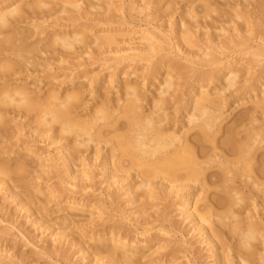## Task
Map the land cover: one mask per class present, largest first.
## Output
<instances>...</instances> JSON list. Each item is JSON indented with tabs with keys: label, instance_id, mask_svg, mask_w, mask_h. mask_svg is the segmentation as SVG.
<instances>
[{
	"label": "bare ground",
	"instance_id": "6f19581e",
	"mask_svg": "<svg viewBox=\"0 0 264 264\" xmlns=\"http://www.w3.org/2000/svg\"><path fill=\"white\" fill-rule=\"evenodd\" d=\"M98 1L0 0V188L31 213V223L71 236L84 264H264V68L252 72L242 56L258 65L264 57L250 40L264 39V0H215L249 8L247 16L239 34H210L209 52L189 51V65L165 51L172 39L160 37V25L141 36L142 46L87 35L115 21L111 1ZM145 1L161 5L152 11L163 21L179 0ZM200 1L203 10L181 14L186 43L197 28L225 29V13ZM101 60L108 74L88 76ZM141 62L151 65L138 74ZM248 102L229 119V110ZM45 175L60 179L67 213L52 217L60 206L48 205L51 184V201L48 192L31 191L47 189L30 183ZM155 237L157 248L141 252ZM2 244L0 264H21ZM54 247L44 249L67 257Z\"/></svg>",
	"mask_w": 264,
	"mask_h": 264
},
{
	"label": "rangeland",
	"instance_id": "374dc122",
	"mask_svg": "<svg viewBox=\"0 0 264 264\" xmlns=\"http://www.w3.org/2000/svg\"><path fill=\"white\" fill-rule=\"evenodd\" d=\"M22 1V0H21ZM105 1H109V0H101V1H98L97 3H103V2H105ZM111 1V3L113 4V6H112V8H113V12H112V10L109 12V13H107V14H109V16H110V14H111V16H113L114 17V19H115V21H112V23H110L109 25H107V24H98V26L96 25V26H94L93 28L94 29H96V30H94L93 29V31L92 32H89V33H87V35H89V36H91V37H93V36H111V34H112V36H115V38H117V41L119 40V41H121V40H123V43H125L124 45L127 47V45L128 46H130V45H134V46H142L143 44H144V40L142 39V35L144 34V35H151L153 32H156V31H150V30H157V29H155V24L157 25V26H159L160 28H163V29H161V30H164V31H162V32H160V33H158V34H160V37L161 36H163L164 37V39L168 42V40L169 39H172V40H169V42L171 43H173V46H172V43L170 44L169 42V48H168V50H165L167 53H169V55L171 54V56H174L175 55V57H177L176 55L178 54V56L181 58H179V57H177V58H179L180 59V61L182 60V62L181 63H183L184 65H189V63H187L188 61H187V58H190V57H188V56H191L192 55V52L191 53H189V51H196L197 52V50H198V52L201 54V52L203 53H206L207 51L209 52V50H204L205 49V40L206 39H209V35L211 34H216V36H217V39L218 40H222V39H224V37L226 38V36L228 35V36H232L233 34L234 35H236V34H239V29H241L240 27H242V26H240V24L242 25V22H243V20H242V18L243 19H245V17H244V15L245 16H247L246 14H247V10H249V8H246V10H243L242 11V9L244 8H242V6H235V4H231V3H228V7L226 6V4H224V2H223V4L224 5H221L222 3H220V4H217L218 2H215V0H206V1H209V2H211L212 4H213V6H218L221 10H222V13H225V18H224V16H223V18H224V22H222L221 24H222V26H224V30L222 29V30H220V28H218V29H204V27L203 28H201V29H199V28H197V30H195L194 31V37H193V42L195 43H193L192 41H190V43H186V42H184V40H183V38H182V30L184 31L185 29V25H187V23L185 24V23H181L182 21H181V18H182V15L184 16L185 15V12H186V9H187V7H188V9H191V8H197V10L198 11H201V10H203L204 9V7H205V2L204 1H200V0H179V1H177L178 3H175L173 6H171L174 10H175V8H176V10L175 11H173V13L171 14L172 15V17L170 16L169 18H171V19H168V17H166L165 19H163V21L161 20H158V19H156L157 17H156V15H158V14H156L155 16H154V13H153V9L155 8L156 9V7H160L161 5H157V4H150V6H149V4L146 6L145 5V0L143 1V0H110ZM109 1V2H110ZM194 1V2H193ZM200 1V2H199ZM219 1H222V0H219ZM165 2H167V1H165ZM188 2V3H187ZM204 2V3H203ZM104 5H106L105 3H103ZM216 4V5H215ZM62 5V4H61ZM66 5V7L68 6V4H65ZM64 4H63V6H65ZM220 5V6H219ZM72 5H69L68 7L69 8H72L71 7ZM145 6V7H144ZM149 6V7H148ZM170 6H169V3H167V4H165V6L163 7V10H165V11H167L169 8H170ZM222 6H224V7H222ZM169 7V8H168ZM151 8V9H150ZM187 9V10H188ZM245 9V8H244ZM132 10V11H131ZM224 10V11H223ZM229 11V12H228ZM233 11H235V12H233ZM132 14H131V13ZM230 12H232V14H230ZM240 12H241V14H240ZM227 13V14H226ZM235 13V14H234ZM243 13V14H242ZM245 13V14H244ZM67 14H69V13H67ZM67 14H65V15H67ZM125 16H124V15ZM153 14V15H152ZM174 14V15H173ZM182 14V15H181ZM239 14V15H238ZM217 15H219V14H217V13H213L212 14V17H216ZM234 15V16H233ZM236 15H238V16H236ZM243 17H242V16ZM128 16V17H127ZM239 16L241 17V18H239ZM155 17V18H154ZM185 18L186 19H188V16H186L185 15ZM126 19V20H125ZM155 21H154V20ZM209 20H210V18H208ZM233 19V20H232ZM208 20V21H209ZM226 20V21H225ZM231 20V21H230ZM242 20V21H241ZM127 21V22H126ZM153 21V22H152ZM180 21V22H179ZM82 22H85L86 23V21L85 20H82ZM118 22V23H117ZM51 23V22H50ZM96 23V22H95ZM181 23V24H180ZM29 23H25V24H23V26L24 25H26V27L28 26H30L32 23H30V25H28ZM46 24H48V22H46ZM114 24V25H113ZM180 24V25H179ZM100 25V26H99ZM119 25V26H118ZM154 25V26H153ZM240 27H239V26ZM105 26V27H104ZM108 26V27H107ZM118 26V27H117ZM99 27V28H98ZM117 27V28H116ZM236 27H238L237 29H236ZM108 28V29H107ZM116 28V29H115ZM154 28V29H153ZM234 28V29H233ZM105 29V30H104ZM196 29V28H195ZM115 30V31H114ZM238 30V31H237ZM243 30H247V29H243ZM211 31H213V32H211ZM157 32H159V31H157ZM181 32V33H180ZM238 32V33H237ZM245 32V31H244ZM110 34V35H109ZM247 36H251V33H245ZM93 35V36H92ZM175 35H177V38L179 39H177L176 38V36ZM178 35H179V37H178ZM210 35V36H211ZM142 36V37H141ZM166 36V37H165ZM174 36V37H173ZM163 37L161 38V39H163ZM170 37H172V38H170ZM208 37V38H207ZM139 38V39H138ZM166 38H168V39H166ZM176 38V39H175ZM181 38V39H180ZM198 38V39H197ZM129 39V40H128ZM130 39H131V41H132V43H131V41H130ZM141 39V40H140ZM126 40V41H125ZM128 40V41H127ZM144 42H143V41ZM183 40V41H182ZM251 42H252V49H251V51H254V49H256L257 48V46H259L258 48H260V47H264V39H263V37H257V38H255V37H252L251 39ZM253 40V41H252ZM118 41V43H119V45L120 46H122V41H121V43L122 44H120V42ZM125 41V42H124ZM129 41H130V44H129ZM141 41V42H140ZM159 41V40H158ZM175 41H176V46H175ZM177 41H179L180 42V44L177 42ZM183 43H182V42ZM217 41V40H216ZM128 42V43H127ZM139 42V43H138ZM202 42H204L203 44H202ZM142 43V44H141ZM154 43H157V45L158 44H160V41L159 42H157V41H155ZM182 43V44H181ZM191 43H192V45H191ZM127 44V45H126ZM146 44H147V42H146ZM124 45H123V47H124ZM189 45H191V46H189ZM194 45H195V47H197V48H195L194 47ZM202 45V46H201ZM204 46V47H203ZM172 47V48H171ZM180 47V48H179ZM256 47V48H255ZM194 48V49H193ZM204 50V51H202V49ZM257 48V49H258ZM196 49V50H195ZM178 50H180V51H178ZM181 50L184 52H181ZM185 50H188V51H185ZM206 51V52H205ZM166 52H164V51H162L160 54H159V58L161 57V56H166L167 55V53ZM197 52V54H199ZM174 55H173V54ZM189 53V54H188ZM194 53V52H193ZM194 54H196V53H194ZM186 55H187V57H186ZM235 56H237V57H240L241 56V54H236ZM242 56L245 58L244 59V61L243 62H246V63H248L249 62V64L250 65H252V67H253V69H252V72H258L259 71V69H262V68H264V57H262V58H258L259 60V65H258V63H251L250 62V58H252L250 55H247L246 54V56L244 55V54H242ZM241 56V57H242ZM85 58H83V59H86V57L88 58V55H85L84 56ZM186 59H185V58ZM185 60H184V59ZM246 58H248V60L246 59ZM78 60V59H77ZM79 60H82V58L81 59H79ZM263 60V61H262ZM258 61H256V62H258ZM262 61V62H261ZM103 64V60H101V61H98V62H96L94 65H89V67H88V70L89 71H91L92 73H89V75L88 76H90V74H91V76L92 75H94V74H97L98 75V73L100 72L102 75L103 74H108V73H106V70H103L104 68H105V66L104 65H102ZM144 64V63H143ZM142 62H141V64H139V65H137L136 66V68L138 67L139 69H140V67L142 68ZM248 64V65H249ZM141 65V66H140ZM150 63H148L147 65H145L142 69H140V71H137V73L138 74H140V73H142L144 70H146L147 68H148V66L150 67ZM247 65V66H248ZM257 65V66H256ZM261 65V66H260ZM247 66H245V68H249V67H247ZM255 66H256V68H255ZM263 66V67H262ZM259 69H258V68ZM260 67H262V68H260ZM91 68V69H90ZM134 67L133 66H131L130 68H128L129 70L128 71H131L132 69H133ZM137 68V69H138ZM146 68V69H145ZM102 69V70H101ZM144 69V70H143ZM190 69V68H189ZM189 69H187V70H189ZM143 70V71H142ZM251 70V69H250ZM257 70V71H256ZM185 71H186V69H185ZM71 71H67V74H69ZM108 72V71H107ZM99 73V74H100ZM41 74L42 73H40V76H41ZM59 74H61V73H56L55 75H59ZM43 76L41 77L42 79H43V81H45L46 80V78L44 77L45 76V74L43 73L42 74ZM256 75V74H255ZM38 76H39V74H38ZM95 76V75H94ZM252 76H254V74H252L251 76L250 75H246V77L247 78H250V77H252ZM44 77V78H43ZM62 79V78H61ZM108 79V78H107ZM51 81V80H50ZM52 81H53V79H52ZM51 81V82H52ZM84 81V80H83ZM53 82H55V81H53ZM57 82V81H56ZM84 82H86V83H89L88 82V80H86L85 79V81ZM45 83V82H44ZM58 83V82H57ZM42 85H43V83H42ZM145 88H147V87H145ZM250 105H252L251 104V102H248V103H246V104H244V105H241V106H238V107H235V106H237V105H235L234 107H235V109L234 110H232V112L229 110V112H227L228 114H230L229 115V119L230 118H232L233 117V115L234 114H236V113H238V112H240L241 110H243L244 108H246L247 106H250ZM170 107H172V104L171 105H169ZM175 106V105H174ZM171 110H173V108H171ZM227 110V109H226ZM226 113V114H227ZM226 122H227V120H226ZM264 128V127H263ZM25 130H27V128L25 129ZM41 145H45V144H41ZM45 146H47V144L45 145ZM49 147V146H48ZM47 147V148H48ZM51 150V154H56V153H54V151H52V149H50ZM47 154H49V152H47ZM46 155V154H45ZM98 170V172H96ZM95 172H96V174L97 173H99V169H95ZM47 175H45V178H41V180L40 179H37L38 181H36L35 182V180L33 179V181L31 182L30 181V183L32 184H35V183H37V184H41V185H39L38 187L39 188H37V189H39V191L42 189V186L43 187H46L47 186V184L49 185V184H51V185H49L48 187H49V189H51L52 190V188H58L59 186V184H58V181H60V179L58 178V181H57V177L55 178V179H53L52 178V180H50L49 181V179H51L50 177L49 178H47L46 177ZM98 177V176H97ZM100 178V177H99ZM47 179V180H46ZM46 180V183L45 182H42V181H45ZM56 181V182H55ZM47 182H49V183H47ZM45 183V184H44ZM56 183V184H55ZM43 184V185H42ZM1 186V185H0ZM58 186V187H57ZM48 187H46L47 189L45 190V188H44V190L42 189L40 192H42L43 193V191H44V193H46L45 194V196H47V192H48V196H47V198L51 201V198H49V197H51L50 195H52V194H54L53 196H52V199H53V201L51 202V204H49L48 202V205H49V207H51V208H53L54 209V207L56 208L57 206H60V208H56V210H59V211H57V213L56 214H53L52 215V217H55V215H61V214H63V213H67L68 211L65 209V207H63V205H65L63 202H62V204L60 203L61 201L60 200H63V198H64V194H62V193H60L57 189L55 190V189H53L55 192L54 193H52V194H49V191H51V190H49L48 189ZM0 189H3V188H0ZM21 190H24V191H28V190H31V189H28V188H23V189H21ZM48 190V191H47ZM4 191V189L3 190H0V244H2V245H4L5 246V248H6V245H8L7 247H9V245H10V249L12 250H10L11 251V253H13V254H15L16 255V257L18 258V257H20V259H21V262H20V259L18 260L19 261V263H21V264H84L85 263V261L86 260H84V258L82 257V254H80V253H77V249L79 248L78 246H73L72 245V243H71V241H70V239H71V236L69 237V240H68V238H67V240L69 241H67L65 238H63L61 235H58V234H54V235H52L51 236V234H49L50 233V231H46L44 228H41V226L40 225H36L35 223V225L33 224V223H31V222H33V221H31L30 222V218H31V213H29L28 214V211L26 210H24L21 206V208L19 207V205H18V203H17V201L15 200V198H12L11 196H9V193H6V192H3ZM32 192H34V191H37L38 192V190H36V189H32L31 190ZM37 192H34L35 193V195H38V194H40L39 196H41V198H43L42 196L44 195V193L43 194H41L40 192L39 193H37ZM58 192L60 193V194H58ZM64 195V196H63ZM44 196V197H45ZM60 196H61V198H60ZM78 196H79V198H81V196H80V194H78ZM59 197V198H58ZM63 197V198H62ZM60 199V200H59ZM59 201V202H58ZM125 200H123V205H124V207L126 208V209H130V207L128 206V203L126 202H124ZM58 204V205H57ZM126 204V205H125ZM17 205V206H16ZM51 205V206H50ZM66 206V208H67V205H65ZM3 207V208H2ZM62 207V208H61ZM23 209V210H22ZM14 211V214H15V216H13L12 215V213L13 212H11V211ZM91 210V209H90ZM11 213H10V212ZM94 210L92 209L91 211H89V213H87L88 211H77L76 210V212L75 211H73V212H75V214L77 213H79V215L80 216H87V214L88 215H90V213L91 212H93ZM108 211V210H107ZM106 211V212H107ZM80 213H82V214H80ZM107 213H110L109 211L107 212ZM178 212H174L173 214H177ZM83 214H85V215H83ZM8 215H10V216H8ZM12 215V216H11ZM30 216V217H29ZM14 219V222L12 221V220H10V219ZM33 218V217H32ZM31 218V219H32ZM33 220V219H32ZM21 222V223H20ZM23 223V224H22ZM21 224V225H20ZM25 226V227H24ZM24 227V228H23ZM45 230V231H44ZM29 234V235H28ZM31 237L34 239V240H32L31 239ZM58 238V239H57ZM157 237H155L154 239L156 240H152L153 242L151 243V244H149V245H147L144 249H141V252L143 251V250H145V251H143L144 253H146V254H150V253H148L149 251H154L157 247V245H159L158 244V240L156 239ZM161 237H158V239L160 240V242H164L163 241V239L161 238ZM163 238H167V239H169L168 237H163ZM166 239V240H167ZM42 240V241H41ZM60 240V241H59ZM67 242H66V241ZM165 240V239H164ZM170 240V239H169ZM173 240V239H172ZM4 241V242H3ZM44 241V242H43ZM43 242V243H42ZM62 244H61V243ZM66 242V243H65ZM4 243H6V244H4ZM7 243H9V244H7ZM45 243V244H44ZM49 243H50V245H49ZM51 243L53 244V245H51ZM71 243V244H70ZM156 244V245H155ZM152 245V246H151ZM50 247V246H52V247H54V248H52V249H58V250H54V251H56L57 252V254L59 255V254H62V253H66V255H67V257L66 258H64V259H62L61 258V256L60 257H58V256H56V255H54V253L55 252H53L52 254L54 255V256H52V254H50L49 253V249L47 250V249H44V248H46V247ZM58 246V247H57ZM60 246H61V248H60ZM148 246L150 247V248H148ZM153 246H155V249H153L154 247ZM12 247H13V249H12ZM57 247V248H56ZM77 249H76V248ZM61 249H62V251H61ZM149 249V250H148ZM151 249V250H150ZM148 250V251H147ZM60 252V253H59ZM62 252V253H61ZM25 253V254H24ZM27 253V254H26ZM203 253L204 254H206L207 253V251H206V248L203 250ZM56 254V253H55ZM156 253H154V255H155ZM18 255V256H17ZM26 255V256H25ZM153 255V254H152ZM151 255V256H152ZM153 255V257H155V258H157V256L159 257V255L158 254H156L157 256H154ZM48 256H50V257H52V258H50V257H48ZM150 256V257H151ZM27 257V258H26ZM152 257V258H153ZM60 260H59V259ZM66 259V260H65ZM182 259V258H181ZM179 260V261H181L182 263H184L185 262V260H184V258H183V260ZM88 261V260H87ZM89 262V261H88ZM87 262V263H88ZM180 262V263H181ZM86 263V264H87ZM100 263V262H99ZM100 264H102V262L100 263Z\"/></svg>",
	"mask_w": 264,
	"mask_h": 264
}]
</instances>
